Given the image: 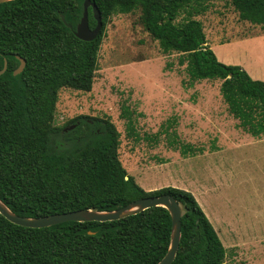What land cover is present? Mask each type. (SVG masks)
Returning a JSON list of instances; mask_svg holds the SVG:
<instances>
[{
	"label": "trees",
	"instance_id": "obj_1",
	"mask_svg": "<svg viewBox=\"0 0 264 264\" xmlns=\"http://www.w3.org/2000/svg\"><path fill=\"white\" fill-rule=\"evenodd\" d=\"M103 28L92 41L75 34L84 0H9L0 3V199L20 216L38 217L96 208L109 211L146 196L168 193L186 204L172 264H226L227 249L194 194L166 186L144 189L123 166L121 133L109 116L79 114L55 124L59 91H91L107 23L141 10L144 28L164 53H179L190 84L220 79L221 95L239 126L264 135V81L241 65L220 61L204 25L194 18L210 0H92ZM239 18L260 25L264 0H230ZM188 8V18L176 22ZM65 16L68 27L61 18ZM89 23L96 25L92 8ZM25 60L23 71H14ZM129 136L138 138L133 112L123 105ZM184 156L196 155L181 144ZM170 211L153 206L119 220L67 221L46 227L15 224L0 214V264H156L168 252Z\"/></svg>",
	"mask_w": 264,
	"mask_h": 264
},
{
	"label": "rangeland",
	"instance_id": "obj_2",
	"mask_svg": "<svg viewBox=\"0 0 264 264\" xmlns=\"http://www.w3.org/2000/svg\"><path fill=\"white\" fill-rule=\"evenodd\" d=\"M206 3L207 11L194 18L218 59L264 81L261 26L241 20L230 0L199 6ZM188 14L183 10L176 22ZM140 15L137 9L110 18L92 90L60 89L55 124L79 114L109 116L121 133V162L144 189L191 191L227 248L226 264H264V135L239 126L220 79L191 85L179 53H164ZM123 105L133 112L138 138L127 133ZM181 144L200 150L184 156Z\"/></svg>",
	"mask_w": 264,
	"mask_h": 264
},
{
	"label": "water",
	"instance_id": "obj_3",
	"mask_svg": "<svg viewBox=\"0 0 264 264\" xmlns=\"http://www.w3.org/2000/svg\"><path fill=\"white\" fill-rule=\"evenodd\" d=\"M9 0H0V3L6 2ZM92 8L94 18L96 19V25L92 28L89 23V8ZM61 18L64 22L65 16L61 15ZM67 26L72 28L70 23H67ZM103 20L102 15L97 7V5L92 0H84V11L81 17L80 22L77 24L75 34L80 39L85 41L94 40L102 31ZM8 66L7 60L4 62V67L0 70V75L3 74ZM25 67V60L20 57V64L18 68L14 71V74L17 75L23 71ZM153 206H163L166 207L172 216L173 222V231L172 239L168 252L166 255L156 264H172L176 258L180 240H181V228H182V216L184 213L188 212V207L186 204L179 202L173 195L164 193L161 195H152L139 198L126 206H123L118 209L109 210V211H100L96 208L92 209H79L70 212L49 214L38 217H28L20 216L15 214L13 211L8 208V206L0 199V214L6 217L9 221L27 227H46L54 224H59L67 221H111L119 220L130 215H134L138 212H141L145 209H148Z\"/></svg>",
	"mask_w": 264,
	"mask_h": 264
},
{
	"label": "crops",
	"instance_id": "obj_4",
	"mask_svg": "<svg viewBox=\"0 0 264 264\" xmlns=\"http://www.w3.org/2000/svg\"><path fill=\"white\" fill-rule=\"evenodd\" d=\"M231 43H233V42H229V41H221V42H219V46H222L223 44H231ZM211 46V48H213V46L212 45H210ZM214 51V50H213ZM238 123V122H237ZM222 240V239H221ZM223 242V241H222ZM224 244V243H223ZM226 247V246H225ZM227 249V248H226ZM227 256V255H226Z\"/></svg>",
	"mask_w": 264,
	"mask_h": 264
}]
</instances>
